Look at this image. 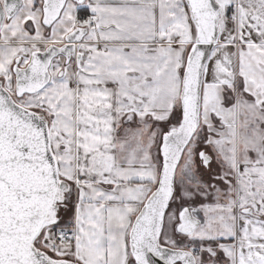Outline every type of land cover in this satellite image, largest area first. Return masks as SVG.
I'll list each match as a JSON object with an SVG mask.
<instances>
[{
  "label": "snow or ice",
  "instance_id": "obj_1",
  "mask_svg": "<svg viewBox=\"0 0 264 264\" xmlns=\"http://www.w3.org/2000/svg\"><path fill=\"white\" fill-rule=\"evenodd\" d=\"M0 264H264V0H0Z\"/></svg>",
  "mask_w": 264,
  "mask_h": 264
}]
</instances>
